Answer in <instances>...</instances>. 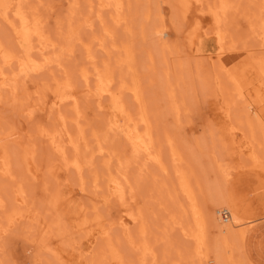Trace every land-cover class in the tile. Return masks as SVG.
<instances>
[{"label": "rangeland", "instance_id": "rangeland-1", "mask_svg": "<svg viewBox=\"0 0 264 264\" xmlns=\"http://www.w3.org/2000/svg\"><path fill=\"white\" fill-rule=\"evenodd\" d=\"M226 1L0 0V159L5 152L9 167L0 168V264H264V9ZM221 3L230 6L217 22L211 9ZM18 15L47 44L15 38ZM160 26L172 28L170 41L158 40ZM61 80L76 105L48 100ZM134 82L158 163L109 120L118 95L130 125L147 128ZM193 207L205 215L198 243L186 233Z\"/></svg>", "mask_w": 264, "mask_h": 264}, {"label": "bare ground", "instance_id": "bare-ground-1", "mask_svg": "<svg viewBox=\"0 0 264 264\" xmlns=\"http://www.w3.org/2000/svg\"><path fill=\"white\" fill-rule=\"evenodd\" d=\"M20 1V0H19ZM73 1V0H72ZM100 1V0H99ZM221 1H223V0H221ZM226 1V0H225ZM109 2V1H108ZM100 3V2H99ZM103 3V5H104V3L105 2H102ZM213 3V2H212ZM216 3V2H215ZM225 3H227V1L225 2ZM224 3V4H225ZM101 4V3H100ZM99 4V5H100ZM214 4V3H213ZM222 4V8H221V10L219 11V10H212L211 9V11H212V15H213V19L214 20H216L217 22H220L221 20L220 19H222L220 16L222 15H226L225 13L227 12L226 11V7H227V5H229V4H227L226 6L223 4V3H221ZM260 4H261V7L263 6V9H264V0H260ZM215 5V4H214ZM213 5V6H214ZM115 6H118V2H117V4L115 5ZM211 6V5H210ZM230 6V5H229ZM218 7V6H217ZM215 8H216V6H215ZM230 8V7H229ZM116 9V8H115ZM117 9H118V7H117ZM214 9V8H213ZM219 9V8H218ZM262 9V8H261ZM19 10V9H18ZM121 10V9H120ZM227 10H228V7H227ZM2 14V13H1ZM29 14V13H28ZM28 14H26L27 16H28ZM115 14H117L116 12H115ZM121 14V13H120ZM4 15V14H3ZM14 15V14H13ZM19 15H21V13L19 14ZM18 15V22H19V24H18V26H16V25H10V29L12 30V31H14V32H12V33H14V35H15V38H17V39H19V40H21V41H27V38H28V36L32 33H34L33 35L37 38H39L41 41H42V31H40L41 29H39V28H35V27H33V22H34V20L32 19H30V17H29V20L27 19L26 20V18L23 16H19ZM30 15V14H29ZM118 15V14H117ZM124 15V14H123ZM17 15H14L13 17H16ZM34 16V15H33ZM32 16V14H31V18L33 17ZM1 17V16H0ZM5 17H6V15H5ZM11 17V16H10ZM117 17V16H116ZM220 17V18H219ZM224 17V16H223ZM2 18V17H1ZM119 18H121L120 16H118V19ZM218 18H219V21H218ZM8 19V18H7ZM11 19V18H10ZM115 19V18H114ZM264 19V18H263ZM9 20V19H8ZM12 20L13 19H11V22H12ZM35 20H37V19H35ZM39 20V19H38ZM72 20V19H71ZM117 20V19H116ZM10 21V20H9ZM165 21V20H164ZM215 21V22H216ZM5 22V21H4ZM16 22V21H15ZM36 22V21H35ZM6 23H8V22H6ZM37 23H38V21H37ZM73 23V22H72ZM263 23V22H262ZM36 24V23H35ZM217 24H219V23H217ZM259 24V23H258ZM39 26V25H38ZM156 26H158V25H156ZM216 26V25H215ZM261 26H262V24H261ZM260 26V27H261ZM77 27H79V26H77ZM251 27V26H250ZM259 27V28H260ZM42 28V27H41ZM154 28V27H153ZM260 29H262V27L260 28ZM260 29L258 30L259 32H260ZM74 30V29H73ZM172 28L169 26V27H161L160 26V28L159 29H157V31H156V34L158 35V37H159V41L160 40H163V41H170V36H171V33H172ZM255 30V29H254ZM263 30V29H262ZM257 31V33H259ZM72 32V31H71ZM43 34H46V33H43ZM74 34V33H73ZM109 34V33H108ZM107 34V35H108ZM155 34V35H156ZM223 33L221 32V35H222ZM154 35V36H155ZM156 35V36H157ZM221 35H219V36H221ZM260 35V34H259ZM33 36V37H34ZM71 36H73V35H71ZM218 36V35H217ZM18 37H20V38H18ZM172 37V36H171ZM174 37V36H173ZM44 38V37H43ZM45 39V38H44ZM221 39H223V37L221 36L220 37V40ZM258 40H260V42H262V43H264V36H260V39H259V37H258ZM28 41H29V38H28ZM27 41V42H28ZM38 41V40H37ZM41 41H39V42H41ZM45 40H43L42 42L43 43H45L44 42ZM24 42V43H25ZM41 42V43H42ZM48 42H50V41H48ZM162 42V41H161ZM42 43V45H44ZM164 43V42H163ZM45 44H47V42L45 43ZM87 44V43H86ZM222 44V43H221ZM229 44V43H228ZM231 44V43H230ZM1 45V44H0ZM232 46V45H231ZM233 48H234V46H233ZM5 49V48H4ZM27 49V48H26ZM25 49V50H26ZM165 49H167V48H165ZM231 50H233V49H231ZM231 50H227V51H223V50H220L221 52V54L223 55V53L224 52H227L228 54H231V56H232V54L234 53V52H237V51H234V52H232ZM88 51V50H87ZM86 50H85V54H86V52H87ZM240 52H241V50H240ZM88 53V52H87ZM240 54H242V53H240ZM88 55V54H87ZM238 55V54H237ZM229 56V55H228ZM239 56V55H238ZM241 56V55H240ZM7 58H9V54H8V57ZM224 58V57H223ZM47 59H49V58H47ZM229 59V58H228ZM4 60V59H3ZM10 60V59H9ZM230 60V59H229ZM24 61H26V60H24ZM44 61H45V59H44ZM43 61V62H44ZM227 61V60H226ZM26 62H28V61H26ZM26 62H25V64H26ZM36 62V61H35ZM40 62V61H39ZM46 62V61H45ZM231 62V61H230ZM262 62H264V60H262ZM42 63V62H41ZM28 64H29V62H28ZM34 64V63H33ZM38 64V63H37ZM264 64V63H263ZM27 65V64H26ZM31 63H30V66L29 67H31ZM231 66V64H229V63H225V66ZM28 67V66H27ZM33 67V69L34 68H37L38 66L37 65H34V66H32ZM2 70V69H1ZM35 70V69H34ZM84 71V70H83ZM86 71V70H85ZM8 72V71H7ZM81 72H82V70H81ZM80 72V74H82ZM261 72L262 71H260V74H259V76L262 78V80H264L263 79V76H264V73L262 72V74H263V76H262V74H261ZM1 73V72H0ZM108 73V72H107ZM9 74V73H8ZM68 74V73H67ZM73 74V73H72ZM84 74V73H83ZM86 74V73H85ZM99 74V73H98ZM101 74H103V73H101ZM0 75H2V74H0ZM70 75H71V73H70ZM109 75V73L107 74V76ZM240 75V74H239ZM3 76V75H2ZM2 76H0L1 77V79H0V81H2V83L4 82L5 83V79H4V81L2 80ZM61 76H63V75H61ZM67 76V75H66ZM86 76V75H85ZM97 76H99V75H97L96 74V77ZM3 77H5V76H3ZM83 77V78H82ZM66 78V77H65ZM68 78H70L69 77V74H68ZM68 78H66V81L68 80ZM71 78H72V76H71ZM80 78H82V79H85L84 78V76H80ZM109 77H107V79H108ZM52 79V78H51ZM97 79V78H96ZM60 80V79H59ZM65 80V79H64ZM86 80V79H85ZM84 80V81H85ZM110 80V78L108 79V81ZM133 80V79H132ZM51 81V80H50ZM54 81V79H52V82ZM62 81V80H61ZM70 81H72V79L71 80H69V82ZM74 81V80H73ZM72 81V82H73ZM46 82V81H45ZM48 82V81H47ZM51 82V83H52ZM100 82V81H99ZM99 82H97V84L99 83ZM105 82V81H104ZM240 82V81H239ZM1 83V82H0ZM49 83V82H48ZM62 83H63V85H58V84H54L53 85V83L49 86L50 88H52L53 86V88L52 89H50L49 91H47V93L50 95L49 97H48V100H50V102H52V103H55V105L56 104H58L59 105V103H62V102H64L67 98H69L70 97V99L72 98V100H73V102H71V103H74L75 104V102H74V99L76 98V97H74L73 98V94L72 95H70L69 97H68V94H70V93H68L70 90L68 89V92H66V89H67V85H66V83H65V85H64V82L62 81ZM71 84V83H70ZM75 83H73V85H72V87L73 86H75L74 85ZM105 84H107V82L105 83ZM132 84H134V85H132V86H134L135 88L133 89V91L135 92V95H134V97L136 98V101L138 102V104H139V111H140V118H141V120L144 122L143 124L147 127L146 129H144V127L142 128V129H144L145 131H139L138 130V128H137V125L136 124H132V125H130V122H131V117H130V113L129 112H127V110H125V108L123 107V105L120 103L121 101H119L118 99V95H117V93L115 94L114 92H111V91H109V89H107L106 88V86H105V88H106V90H108L111 94H115V95H117V97L116 98H111V100H109V106H108V109H109V114H110V122H111V125H112V127H114V129H121V133L123 132V134L122 135H125V137L127 138V140L130 142L129 144H131L132 146H134V147H137V148H139V149H141V150H143V153L145 154V155H147L148 157H150V158H152L154 161H155V163H158L159 162V158H158V156H159V154L158 153H160V152H156V150H155V153H154V149H155V147H154V145L155 144H153V143H151L150 141H151V136H150V130L152 129V127H148V125L150 126V124H148V122L146 121V119L147 118H149V117H147L146 116V114L144 113V111H143V109L141 108V104H142V102L140 103V96L138 95L139 93V89L137 88V84L135 85V82L134 83H132ZM5 85V84H4ZM3 85V86H4ZM39 85V84H38ZM47 85V84H46ZM46 85H44V86H46ZM103 85V84H102ZM101 84H100V86H102ZM263 86H264V82H263V84H262ZM34 86H36V85H34ZM44 86H41V87H44ZM52 86V87H51ZM69 86V85H68ZM100 86H98L99 88H100ZM3 88V87H2ZM36 88V87H35ZM70 88H71V86H70ZM96 88V87H95ZM103 88V87H102ZM130 88V87H129ZM237 88V87H236ZM33 89V88H32ZM131 89H132V87H131ZM72 91L74 90V88L73 89H71ZM102 89H100V91H101ZM240 90V89H239ZM30 91V90H29ZM33 91V90H32ZM32 91H30V93L32 92ZM46 91H45V93H43L44 95L46 94ZM97 91H99V89L97 88ZM100 91H99V94H100ZM107 91V92H108ZM132 91V92H133ZM138 91V92H137ZM242 91V90H241ZM26 92H28V90L26 91ZM34 92V91H33ZM36 92H37V90H36ZM35 92V93H36ZM96 92V91H95ZM107 92H104V93H107ZM134 92L132 93V94H134ZM66 93H68L67 95H66ZM167 93V92H166ZM238 93H240V92H238ZM33 94V93H32ZM109 94V93H108ZM172 94V93H171ZM241 94V93H240ZM29 95V94H28ZM110 95V94H109ZM108 95V96H109ZM37 96V95H36ZM35 96V97H36ZM38 96H40L39 94H38ZM167 96V95H166ZM109 97H111V96H109ZM257 97H259V99H260V96H257ZM39 98V97H38ZM43 98V97H42ZM138 98V99H137ZM171 98V97H170ZM32 99V98H31ZM69 99V100H70ZM30 100V99H29ZM36 100H38L37 98H36ZM43 100L45 101V99L43 98ZM42 100V101H43ZM64 100V101H63ZM71 100V101H72ZM263 100V99H262ZM47 101V100H46ZM258 101V100H257ZM260 101H261V99H260ZM49 102V101H48ZM68 102V101H67ZM251 102V101H250ZM70 103V104H71ZM77 103V102H76ZM252 103V102H251ZM73 104V105H74ZM259 104H261V103H259ZM46 105V104H45ZM51 105V104H50ZM54 105V106H55ZM73 105H71L72 107H73ZM76 105V104H75ZM171 105V104H170ZM71 106H70V109H71ZM248 106V105H247ZM74 108V107H73ZM73 108H72V110H73ZM76 108V107H75ZM76 111L78 112V109H76ZM75 112V111H74ZM77 115V117H78V114H76ZM76 115H75V117H76ZM177 115V114H176ZM260 115V114H259ZM80 116V115H79ZM73 116H71V118H72ZM76 117V118H77ZM133 117V116H132ZM257 117V116H256ZM255 117V118H256ZM261 117V116H260ZM81 118V117H80ZM75 119V118H74ZM73 119V120H74ZM82 119V118H81ZM139 119V118H138ZM75 120H78V119H75ZM140 120V119H139ZM141 120H140V122H141ZM108 121V120H107ZM135 121V120H134ZM149 121V120H148ZM246 121V122H245ZM79 122H80V119H79ZM253 122V121H252ZM75 123H76V121H75ZM82 123V122H81ZM134 123V122H133ZM244 124L246 123H249V124H251V121H249V120H247V119H245L244 120V122H243ZM83 124V123H82ZM86 124V123H85ZM84 124V125H85ZM253 124V123H252ZM76 125V124H75ZM84 125H83V127H84ZM79 125H77V128H76V130L79 128L78 127ZM245 126H247L248 127V125H245ZM76 127V126H75ZM82 127V126H81ZM109 127H110V125H109ZM249 127H251L252 128V130L251 131H254V129H255V127L252 125H250ZM259 127V126H258ZM80 129H82V128H80ZM85 129V128H84ZM84 131V130H83ZM43 132H44V130H43ZM76 132V131H75ZM74 132V133H75ZM79 132V134H80V131H78ZM81 132H82V130H81ZM92 133H94V132H92ZM152 133V132H151ZM252 133V132H251ZM43 134V133H42ZM68 134V133H67ZM154 134V133H153ZM249 134H250V132H249ZM254 134H256V132H254ZM254 134L252 135L253 137H254ZM92 135H95V134H92ZM51 136V135H50ZM49 136V137H50ZM71 136H74V135H70V137ZM75 136H78L76 133H75ZM96 136V135H95ZM68 137H69V134H68ZM82 137H84V136H82ZM145 137H147V139L148 140H150L149 142L147 141V142H145ZM92 138H94L93 136H92ZM153 138V137H152ZM155 138V137H154ZM75 139V138H74ZM77 139V138H76ZM94 139H96V138H94ZM253 139H256V136L254 137V138H252V140ZM51 140V139H50ZM71 141H74V140H71ZM76 141V140H75ZM98 139H97V142H96V144L98 143ZM51 142H53L52 140H51ZM84 142H86V140L84 141ZM95 143V142H94ZM56 144V143H55ZM73 144V143H72ZM87 144V143H86ZM84 145V144H83ZM98 145V144H97ZM256 145H257V143H256ZM86 146V145H85ZM260 146H262V144L260 145ZM54 147V146H53ZM98 147H99V145H98ZM254 147H255V145H254ZM263 147V146H262ZM56 148H59L58 146L56 147ZM256 148H259V145H258V147H256ZM256 148H254V149H256ZM100 149V148H99ZM102 149V148H101ZM134 149V148H133ZM138 149V150H139ZM252 149H253V147H252ZM57 150V149H56ZM158 150V149H157ZM96 151H98V150H96ZM101 151V150H100ZM98 153H103V152H98ZM106 153H107V151H106ZM119 153V152H118ZM157 153V154H156ZM175 154H176V152H174ZM173 153V154H174ZM253 153V152H252ZM101 155V154H100ZM107 155H108V153H107ZM118 155V154H117ZM117 155H116V157H117ZM177 155H179V154H177ZM108 157V156H107ZM111 157V156H110ZM174 157V156H173ZM250 157H252V156H250ZM65 158V157H64ZM172 159H174V158H172ZM7 160H8V157H7V155L5 154V152L2 154V156H1V159H0V168H2L1 170H5L6 169V167L8 166L7 165ZM151 160V159H150ZM73 160H71V162H72ZM107 161V163H106V166H108V159L106 160ZM254 161V160H253ZM257 162H258V160H256ZM257 162H256V164H257ZM79 163V162H78ZM255 163V162H254ZM253 163V164H254ZM260 162H258V164H259ZM8 164H9V162H8ZM72 164V163H71ZM70 164V165H71ZM252 164V165H253ZM256 164H254V167H255V165ZM257 164V165H258ZM104 165H105V163H104ZM103 165V166H104ZM260 165V164H259ZM71 166H76L77 168L79 167L78 166V164L77 163H73ZM158 166V165H157ZM76 167H74V169H76ZM163 167V166H162ZM259 168V171H261V166H258ZM7 168H9V167H7ZM256 168H257V166H256ZM7 170V169H6ZM77 170V169H76ZM113 170V169H112ZM163 170V169H162ZM182 171V170H181ZM177 172V171H176ZM262 172V171H261ZM264 172V171H263ZM183 175H184V173H183ZM181 176V175H180ZM179 176V177H180ZM178 177V176H177ZM182 178V177H181ZM184 178H185V176H184ZM186 178L188 179V177L186 176ZM84 182V181H83ZM108 182V181H107ZM114 183V182H113ZM112 183V188H113V191H115L116 189V187H115V184H113ZM188 182H187V180H185V179H183L182 181H181V185H179V186H181L182 187V189L183 190H185L184 192H188V190H189V188H188V184H187ZM178 186V187H179ZM190 186V185H189ZM180 188V187H179ZM178 188V189H179ZM22 190V189H21ZM120 190V189H119ZM132 190V189H131ZM183 190H181L180 191V189H179V191H180V193H183ZM20 192L21 191H19V193H17V192H15V195L17 196V198L15 199V200H17V202H19V203H23L24 201H22L21 199H23L22 198V195L20 194ZM134 192V191H133ZM191 192H192V190L190 191L189 190V193H187V195L189 196H193L194 197V193L192 192V195H191ZM19 194V195H18ZM183 194H185V193H183ZM13 195H14V193H13ZM186 195V194H185ZM184 196V195H183ZM187 196V197H188ZM189 196V197H190ZM186 197V196H185ZM196 197V196H195ZM195 197H194V199H195ZM134 198V197H133ZM1 199H3V198H1ZM0 199V200H1ZM14 199V198H13ZM105 199H107V198H105ZM119 199V198H118ZM185 199V198H184ZM187 199H190V201H189V203L192 201V203H193V198L191 199V197L190 198H187ZM105 201V200H104ZM121 201H122V199H121ZM197 201V200H196ZM196 201L194 202V203H196ZM126 203V201H122V202H120V203H122V204H124V203ZM133 202H134V200H133ZM136 202V201H135ZM1 203L3 204V202L1 201ZM193 203V204H194ZM15 204H16V201H15ZM14 204V205H15ZM20 204V205H21ZM119 204V203H118ZM187 204V203H186ZM191 204V203H190ZM189 204V205H190ZM1 205V204H0ZM19 204H17V206H18ZM19 205V206H20ZM121 205V204H120ZM120 205H119V207H120ZM128 206H129V204H127ZM127 205H122L121 207H122V209L121 208H119V209H121L122 210V215H123V217H124V219L126 218L127 219V217H130L129 215L131 214L130 212H129V215L126 217V214H124L123 212H125L126 211V206ZM136 205V204H135ZM188 205V206H189ZM195 205V204H194ZM194 205H191V206H194ZM198 205H199V203H198ZM3 206V205H2ZM23 206V205H22ZM181 206H183V204L181 205ZM187 206V207H188ZM190 206V207H191ZM200 206V205H199ZM5 206H3V208H4ZM14 207H16V206H14ZM13 207V208H14ZM186 207V206H185ZM186 207V208H187ZM196 207V206H195ZM23 208V207H22ZM186 208L184 209V210H186ZM198 208H200V207H198ZM17 209V208H16ZM129 209V208H128ZM137 210V209H136ZM180 210H182V209H180ZM192 210L193 211H191L192 212V214H193V224H192V226L193 227H189L188 226V229L189 228H193V230H189L190 232H186L187 234H191V236L193 237V238H195L194 240L196 241V237L197 238H199V237H201L202 236V232H203V230H204V219H203V216L205 217V215H202L200 212V209L199 210H196L194 207L192 208ZM2 211V210H1ZM16 211H18L19 212V214H20V210H16ZM15 211V212H16ZM22 211V210H21ZM14 212V210H12V213ZM17 212V213H18ZM138 212V211H137ZM184 212V211H183ZM189 212H190V210H189ZM190 212V213H191ZM128 213V212H127ZM133 213V212H132ZM185 213H187L186 211H185ZM203 213V212H202ZM19 214H18V216H19ZM8 215V214H7ZM133 215V214H132ZM18 216H16V217H18ZM136 217H137V215H136ZM139 217V216H138ZM172 217L173 216H171V218H170V220L172 219ZM11 219H14L15 218V216H14V214L10 217ZM132 218V217H131ZM133 218H135V217H133ZM140 218V217H139ZM97 219V218H96ZM142 219V218H141ZM140 219V220H141ZM100 220V219H99ZM137 220V219H136ZM143 220V219H142ZM9 222V223H11V222H13V220H6V222ZM96 221V220H95ZM121 221V220H120ZM123 221V220H122ZM121 221V222H122ZM144 221V220H143ZM97 222V221H96ZM125 222V221H124ZM123 222V223H124ZM134 222V221H133ZM8 223V224H9ZM17 223H18V221H17ZM98 223V222H97ZM102 223V222H101ZM188 223H190L189 221H188ZM12 224V223H11ZM121 224V223H120ZM140 224V223H139ZM142 224V223H141ZM126 225V224H125ZM138 225V224H137ZM206 225V224H205ZM13 225H11V227H12ZM121 226H123V225H121ZM143 226H144V224H143ZM166 226V225H165ZM9 227H10V224H9V226H8V229H9ZM124 227V226H123ZM138 227H139V225H138ZM187 227V226H186ZM145 228H146V226H145ZM183 228H185V227H183ZM137 229H139V228H137ZM23 231V230H22ZM138 231V230H137ZM145 230H143V232H139V233H142L143 235H144V232ZM182 231V230H181ZM184 231V230H183ZM186 231V230H185ZM184 231V232H185ZM5 232H6V230H5ZM146 232H147V230H146ZM139 233H138V235H139ZM142 234H140V235H142ZM148 234V233H147ZM190 234H189V236H190ZM242 234V233H241ZM127 235V234H126ZM142 235V236H143ZM183 235H185V234H183ZM106 236V235H105ZM142 236H140V238H142ZM145 236V235H144ZM188 236V237H189ZM149 237V236H148ZM187 237V238H188ZM139 238V239H140ZM191 238V237H190ZM192 238V239H193ZM135 239V238H134ZM201 239V238H200ZM129 241L131 240V239H128ZM203 239H201V242H203L202 241ZM198 241H200V240H198ZM133 242V241H132ZM197 242V241H196ZM195 243V242H194ZM198 243V242H197ZM131 244V243H130ZM146 243H143V244H140L139 245V249L141 250L142 249V251H143V253H145L146 251H148V249H147V245H145ZM199 244H200V242H199ZM197 246V245H196ZM199 246V245H198ZM197 246V247H198ZM136 247V246H135ZM200 247H201V245H200ZM202 248V247H201ZM136 249V248H135ZM135 249H133V250H135ZM195 249H197L196 247H195ZM200 249V248H199ZM198 249V250H199ZM110 251H111V249H110ZM112 251H115V250H113L112 249ZM141 251V252H142ZM200 251V250H199ZM149 252V251H148ZM178 252V251H177ZM110 253H112V252H110ZM113 253H115V252H113ZM113 253H112V255H113ZM142 254V253H141ZM145 255V254H144ZM198 255V254H197ZM115 258H116V256H115ZM114 258V259H115ZM161 258V257H160ZM115 261V263H116V260H114ZM117 262H119V261H117ZM159 262V261H158ZM118 264V263H117ZM121 264V263H120ZM140 264V263H139Z\"/></svg>", "mask_w": 264, "mask_h": 264}]
</instances>
